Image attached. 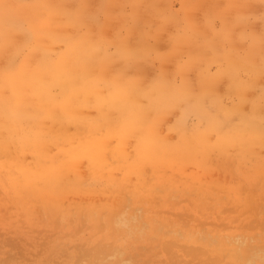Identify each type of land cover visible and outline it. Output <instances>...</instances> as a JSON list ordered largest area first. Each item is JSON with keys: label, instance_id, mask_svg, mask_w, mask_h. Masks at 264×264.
Returning <instances> with one entry per match:
<instances>
[{"label": "rangeland", "instance_id": "rangeland-1", "mask_svg": "<svg viewBox=\"0 0 264 264\" xmlns=\"http://www.w3.org/2000/svg\"><path fill=\"white\" fill-rule=\"evenodd\" d=\"M80 2L88 7L84 13L75 7ZM0 14L15 18L10 43L1 34L7 23H0V69L12 79L0 88L43 78L33 51L58 63L75 38L98 29L102 57L118 66L113 74L187 85L189 103L203 106L207 116L236 110L250 119L233 127L227 118L202 137L210 129L203 113H186L182 123L169 113L155 130L165 143L192 138L201 147L224 135L231 151L212 144L210 158L147 165L151 186L144 188L130 170L129 140L125 157L113 154L103 168L80 161L72 180L55 184V146L44 153L31 142L49 144L68 121L40 134L22 117L12 131L17 144L0 150V264H253L235 259L240 248L251 249L253 258L264 253V0H0ZM33 27H43L41 41ZM49 32L55 41L46 39ZM30 59L32 69L18 75ZM118 91L110 86L112 94ZM49 94L62 98L63 90L53 86ZM85 115L98 121L97 104L78 113ZM113 123L98 131L110 137ZM13 155L18 166L8 164ZM22 169L35 177L28 185L19 183ZM137 202L143 240L120 217L130 216L127 207ZM213 236L223 245L215 248Z\"/></svg>", "mask_w": 264, "mask_h": 264}, {"label": "bare ground", "instance_id": "bare-ground-1", "mask_svg": "<svg viewBox=\"0 0 264 264\" xmlns=\"http://www.w3.org/2000/svg\"><path fill=\"white\" fill-rule=\"evenodd\" d=\"M75 7L80 13H84L88 8L83 2L76 4ZM1 22L7 23V28L3 29L1 34H4L10 43L15 18L8 19L7 16L0 14ZM32 31L38 34L37 38L41 41L43 27H33ZM46 33L48 41H55V33L49 32L48 35ZM101 34L102 31L94 29L83 37L75 38L58 63L49 61L48 52L33 51L35 58L39 60L37 66L44 72L43 78L36 81L35 77L30 76L27 77L26 83L8 81V84L0 88V128L2 129L0 150L17 144L11 138L12 131L16 130L13 127H20L18 124L22 117L30 123V127L37 128V133L40 134L45 127L58 128L56 127L58 121L67 120L68 124L57 129L49 144H43L38 138L31 142L35 150L44 153L55 146V184L61 185L72 180L80 161H96L97 168H103L105 164L114 161L113 154L120 153L125 157V145L129 140L134 145L135 155L130 170L136 176V184L144 188L151 186L147 165L163 162L180 167L185 161L195 158L194 156L198 154H202L203 158H210L207 150L211 149L212 144L221 146L224 151H231L223 141L226 137L224 135L219 140L211 141L209 145L201 147H193L192 138H184L185 140L181 139L171 145L157 136L155 130L160 127L169 113H178L179 123H182L186 113L192 111L203 113L210 123V129L204 131L202 137H207L210 131L219 127L227 118L228 121L225 122H232L233 127L241 122L248 124L250 119L243 115L239 116L240 111L236 110L226 111L221 116H207L203 106L195 107L189 103L191 93L185 91L187 85L175 87L169 83L167 86H159L155 82L133 80L125 74H113L118 66L113 59L102 57L98 46L101 42ZM71 56L72 61H70ZM129 56L134 59L135 52H129ZM31 60L25 61L18 75L26 74L32 69ZM6 79L12 80L11 77L7 78L5 66H2L0 81ZM112 84H116L120 89L115 95L110 92ZM53 86L63 90L62 98L49 94ZM203 98L206 100L207 94ZM17 102L24 106L23 109L14 107ZM95 104L99 112V120L93 121L96 123L86 115L78 116L80 110L88 109ZM234 113L237 116H234ZM107 120L114 121L110 137L101 133V129L98 131L101 124ZM8 129L11 132H7ZM93 134L97 136L93 137ZM19 162L20 159L13 155L8 164L18 166ZM122 169H128L127 165L123 163ZM17 177L20 184L28 185L29 181L35 180L29 170L22 169ZM135 204L139 203L127 207L130 216L126 217L125 214L120 216L123 219L121 223H125V227H128V232L134 239L143 240L145 233L142 232V217L137 216L139 208ZM164 235L165 232L161 230L159 237ZM215 237L211 238V242H219L215 245V248H219L223 244L219 241V237ZM255 258L251 254V249L240 248L235 256L238 262L251 261L253 264H261L264 262V253L256 254Z\"/></svg>", "mask_w": 264, "mask_h": 264}]
</instances>
